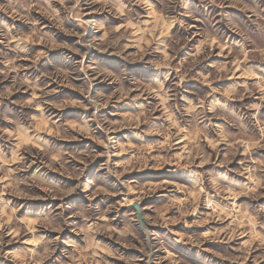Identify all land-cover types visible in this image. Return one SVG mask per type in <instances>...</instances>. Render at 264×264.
Returning a JSON list of instances; mask_svg holds the SVG:
<instances>
[{
	"label": "clouds",
	"instance_id": "9594fccd",
	"mask_svg": "<svg viewBox=\"0 0 264 264\" xmlns=\"http://www.w3.org/2000/svg\"><path fill=\"white\" fill-rule=\"evenodd\" d=\"M0 264H264V0H0Z\"/></svg>",
	"mask_w": 264,
	"mask_h": 264
}]
</instances>
